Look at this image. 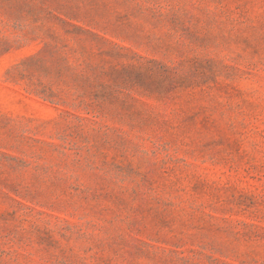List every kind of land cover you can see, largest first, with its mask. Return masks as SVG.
I'll return each mask as SVG.
<instances>
[{
	"label": "rangeland",
	"instance_id": "obj_1",
	"mask_svg": "<svg viewBox=\"0 0 264 264\" xmlns=\"http://www.w3.org/2000/svg\"><path fill=\"white\" fill-rule=\"evenodd\" d=\"M0 264H264V0H0Z\"/></svg>",
	"mask_w": 264,
	"mask_h": 264
}]
</instances>
